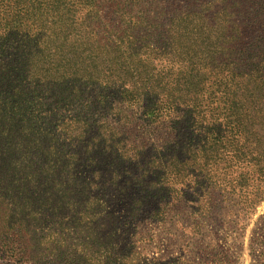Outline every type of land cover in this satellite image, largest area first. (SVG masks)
<instances>
[{
    "label": "trees",
    "instance_id": "obj_1",
    "mask_svg": "<svg viewBox=\"0 0 264 264\" xmlns=\"http://www.w3.org/2000/svg\"><path fill=\"white\" fill-rule=\"evenodd\" d=\"M109 83L145 119L128 148ZM8 91L25 132L0 108V255L16 264H183L143 251L241 230L264 203V0H0Z\"/></svg>",
    "mask_w": 264,
    "mask_h": 264
},
{
    "label": "rangeland",
    "instance_id": "obj_2",
    "mask_svg": "<svg viewBox=\"0 0 264 264\" xmlns=\"http://www.w3.org/2000/svg\"><path fill=\"white\" fill-rule=\"evenodd\" d=\"M205 49L215 53L212 63L217 67H225L232 60L231 57L224 55L226 53L225 45L220 47L218 44L208 43L205 45ZM202 50L203 48L196 54H204ZM7 52L5 61L8 63L13 62L14 58L9 49ZM195 52L193 50L191 56ZM122 94L123 89L120 85L107 84L103 92V95L106 96L104 111L107 112L113 125H120L117 134L128 148L140 143L147 137L148 131L139 103L137 105L128 104ZM95 95L96 93L92 94V92L88 94L89 97ZM6 98H8V103H0V108L6 110L5 112L12 118V128L8 129V135L13 136L11 138L19 139L25 130L22 127L20 116L16 114L17 100L9 91L7 96L2 97L3 100H6ZM23 103L25 102L23 101ZM0 118V123H2V114H0ZM263 231L264 203L246 220L241 230L223 229L222 227L217 234L208 231L204 238L192 236L193 238L189 239L161 233L159 239L155 238L148 248L143 251V256L148 259V263L155 257L161 262H170L174 259L176 261L182 258L183 264H262L260 261H262L261 254L264 247H261L259 242L264 240ZM208 243L213 246L211 251L204 249ZM0 264H16V262L0 255Z\"/></svg>",
    "mask_w": 264,
    "mask_h": 264
}]
</instances>
